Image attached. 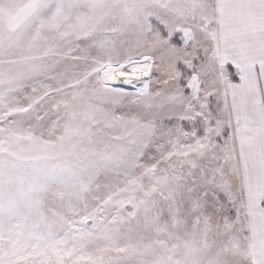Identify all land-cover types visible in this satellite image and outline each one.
Wrapping results in <instances>:
<instances>
[{
  "label": "snow or ice",
  "instance_id": "1",
  "mask_svg": "<svg viewBox=\"0 0 264 264\" xmlns=\"http://www.w3.org/2000/svg\"><path fill=\"white\" fill-rule=\"evenodd\" d=\"M0 264H264V0H0Z\"/></svg>",
  "mask_w": 264,
  "mask_h": 264
}]
</instances>
